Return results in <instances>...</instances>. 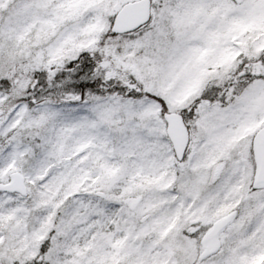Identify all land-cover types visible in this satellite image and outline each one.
I'll return each mask as SVG.
<instances>
[{
  "label": "snow or ice",
  "instance_id": "obj_1",
  "mask_svg": "<svg viewBox=\"0 0 264 264\" xmlns=\"http://www.w3.org/2000/svg\"><path fill=\"white\" fill-rule=\"evenodd\" d=\"M0 264H264V0H0Z\"/></svg>",
  "mask_w": 264,
  "mask_h": 264
}]
</instances>
